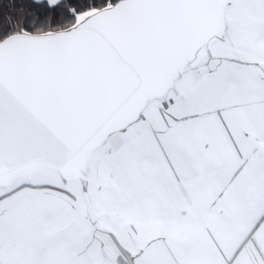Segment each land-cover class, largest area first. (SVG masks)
Returning <instances> with one entry per match:
<instances>
[{"label":"snow or ice","instance_id":"6c2138e0","mask_svg":"<svg viewBox=\"0 0 264 264\" xmlns=\"http://www.w3.org/2000/svg\"><path fill=\"white\" fill-rule=\"evenodd\" d=\"M0 264H264V0H0Z\"/></svg>","mask_w":264,"mask_h":264}]
</instances>
